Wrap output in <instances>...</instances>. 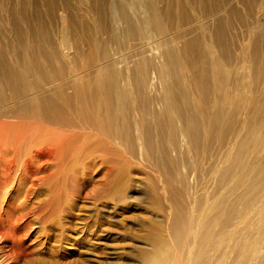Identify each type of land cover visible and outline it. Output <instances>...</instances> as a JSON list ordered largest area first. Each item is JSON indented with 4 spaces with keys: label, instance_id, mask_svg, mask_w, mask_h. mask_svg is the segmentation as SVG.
<instances>
[{
    "label": "bare ground",
    "instance_id": "bare-ground-1",
    "mask_svg": "<svg viewBox=\"0 0 264 264\" xmlns=\"http://www.w3.org/2000/svg\"><path fill=\"white\" fill-rule=\"evenodd\" d=\"M100 1H73L54 44L22 30L31 0H0L2 263L31 256L36 188L68 172L76 127L166 205L170 242L135 264H264V0ZM242 10L258 26L232 37Z\"/></svg>",
    "mask_w": 264,
    "mask_h": 264
},
{
    "label": "rangeland",
    "instance_id": "rangeland-1",
    "mask_svg": "<svg viewBox=\"0 0 264 264\" xmlns=\"http://www.w3.org/2000/svg\"><path fill=\"white\" fill-rule=\"evenodd\" d=\"M54 1L52 4L47 0H31L30 5H33L29 10L32 11L26 13L24 19L18 17L22 30L28 33L27 26L32 27L37 36L47 30L54 44L57 43L61 36V17L70 11L76 0L74 3L72 0ZM189 1H184V6L194 15L190 8L201 13L221 0L211 4H207L208 0H192V5ZM100 4L105 5L106 1ZM54 8L56 12L50 14ZM242 12L240 17L232 19V37L246 27L258 26L252 13ZM67 133L68 149L75 148L67 155L68 172L63 175L68 178L63 180L65 176L60 179L53 175L51 178H55L49 181V187L44 184L36 188L37 204L46 205L42 203L39 216L31 222V256L20 264H135L156 242H170L166 205L149 188L150 172L139 163L104 152L103 139L97 133L76 127L68 129ZM116 151L120 152L117 148ZM55 180L66 181L65 187L62 184L65 189L56 192ZM46 187L52 189L55 196L51 193L48 197ZM2 262L0 256V264Z\"/></svg>",
    "mask_w": 264,
    "mask_h": 264
}]
</instances>
